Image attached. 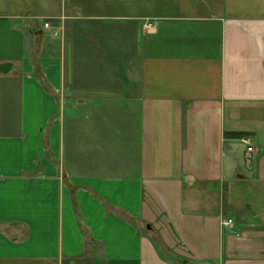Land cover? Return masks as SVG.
<instances>
[{
    "label": "crops",
    "instance_id": "0c3cea01",
    "mask_svg": "<svg viewBox=\"0 0 264 264\" xmlns=\"http://www.w3.org/2000/svg\"><path fill=\"white\" fill-rule=\"evenodd\" d=\"M3 63L0 264H264V0H0Z\"/></svg>",
    "mask_w": 264,
    "mask_h": 264
},
{
    "label": "built area",
    "instance_id": "2783aa9c",
    "mask_svg": "<svg viewBox=\"0 0 264 264\" xmlns=\"http://www.w3.org/2000/svg\"><path fill=\"white\" fill-rule=\"evenodd\" d=\"M45 26H46V27H50V22H46V23H45ZM243 141H244L246 144H250V139H249V138H244ZM249 150H252V147H249ZM232 222H233L232 219H228V220H226V221L224 222V224H225L226 226H231V225H232Z\"/></svg>",
    "mask_w": 264,
    "mask_h": 264
},
{
    "label": "water",
    "instance_id": "95a60500",
    "mask_svg": "<svg viewBox=\"0 0 264 264\" xmlns=\"http://www.w3.org/2000/svg\"><path fill=\"white\" fill-rule=\"evenodd\" d=\"M10 63H3L0 64V71L5 72L7 71V68L9 67Z\"/></svg>",
    "mask_w": 264,
    "mask_h": 264
}]
</instances>
